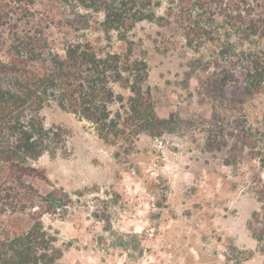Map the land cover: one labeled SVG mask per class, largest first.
Here are the masks:
<instances>
[{
  "label": "rangeland",
  "instance_id": "1",
  "mask_svg": "<svg viewBox=\"0 0 264 264\" xmlns=\"http://www.w3.org/2000/svg\"><path fill=\"white\" fill-rule=\"evenodd\" d=\"M151 1L156 18L138 21L124 40L104 30L102 11L76 0H0V60L36 37L47 38L45 55L61 57L78 40L100 55L125 53L131 41L133 57L148 64L144 90L169 120L123 152L78 114L55 101L44 107L47 127L69 130L66 152L35 162L47 181L28 178L42 192L71 196L65 213L43 216L63 250L57 264H264V168L251 149L264 139V82L251 97L242 82L244 65L255 66L248 51L264 47V38L244 35L250 19H264V0ZM227 71L235 80L217 87ZM115 91L129 94L118 84ZM249 127L257 130L247 137ZM32 223L0 214V233H25ZM121 233L136 235L121 246Z\"/></svg>",
  "mask_w": 264,
  "mask_h": 264
},
{
  "label": "trees",
  "instance_id": "2",
  "mask_svg": "<svg viewBox=\"0 0 264 264\" xmlns=\"http://www.w3.org/2000/svg\"><path fill=\"white\" fill-rule=\"evenodd\" d=\"M76 1L87 10L102 11L104 30H119L124 40L126 31L138 21L156 18L151 0ZM244 32L246 39L252 35L264 38V19H250ZM128 42L125 53L100 55L91 41L78 40L67 44L61 57L53 49L45 55L47 38L36 37L22 42L8 61L0 60V214H27L33 221L25 233L14 232L10 237L0 233V264H57L63 256L43 216L65 213L71 196L57 188L42 192L28 181H47L44 170L35 166L42 155L68 150L67 127H47L44 123L41 112L47 104L55 101L62 109L91 122L102 139L121 146L123 152L134 148L142 132L161 133L169 122L157 115L151 95L144 90L147 61L133 57L132 42ZM248 55L255 66L244 65L242 82L246 97H251L260 92L264 82V47L250 50ZM36 62L42 64L43 73L33 67ZM235 78L227 71L217 87ZM117 84L129 91L128 96L115 91ZM235 102L245 101L239 98ZM114 104H118L117 109H113ZM252 130L257 129L249 127L247 137ZM251 149L264 168V139ZM257 193L263 198L264 188ZM95 216L106 222L105 230H113L109 219L99 213ZM134 235L121 233L120 245L126 246L127 238Z\"/></svg>",
  "mask_w": 264,
  "mask_h": 264
}]
</instances>
